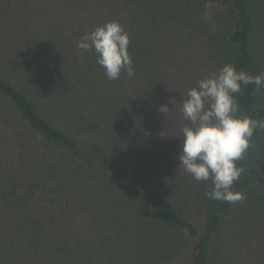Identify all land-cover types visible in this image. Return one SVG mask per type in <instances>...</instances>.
<instances>
[{
	"label": "trees",
	"instance_id": "1",
	"mask_svg": "<svg viewBox=\"0 0 264 264\" xmlns=\"http://www.w3.org/2000/svg\"><path fill=\"white\" fill-rule=\"evenodd\" d=\"M112 20L135 75L110 81L77 45ZM228 63L264 73V0H0V264H264V131L235 203L178 158L185 93ZM236 100L264 119V89Z\"/></svg>",
	"mask_w": 264,
	"mask_h": 264
},
{
	"label": "clouds",
	"instance_id": "2",
	"mask_svg": "<svg viewBox=\"0 0 264 264\" xmlns=\"http://www.w3.org/2000/svg\"><path fill=\"white\" fill-rule=\"evenodd\" d=\"M130 36L119 20L105 22L85 33L78 47L91 51L104 69L108 80L135 75L129 53ZM255 85L264 89V73L252 75L228 63L218 73L200 79L186 93L182 103L183 117L188 123L182 128L180 167L196 181L211 180L213 187L205 195L211 200L235 203L245 197L233 191L243 169L237 166L248 148L254 133L264 131V119L240 112L236 94L242 87ZM159 111H169L167 105Z\"/></svg>",
	"mask_w": 264,
	"mask_h": 264
}]
</instances>
